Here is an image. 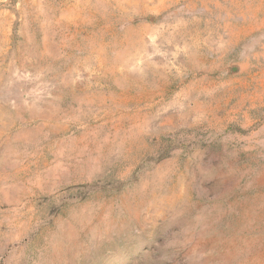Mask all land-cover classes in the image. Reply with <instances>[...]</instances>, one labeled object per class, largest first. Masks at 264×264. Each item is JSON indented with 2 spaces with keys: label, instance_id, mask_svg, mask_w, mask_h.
<instances>
[{
  "label": "rangeland",
  "instance_id": "1",
  "mask_svg": "<svg viewBox=\"0 0 264 264\" xmlns=\"http://www.w3.org/2000/svg\"><path fill=\"white\" fill-rule=\"evenodd\" d=\"M0 264H264V0H0Z\"/></svg>",
  "mask_w": 264,
  "mask_h": 264
}]
</instances>
